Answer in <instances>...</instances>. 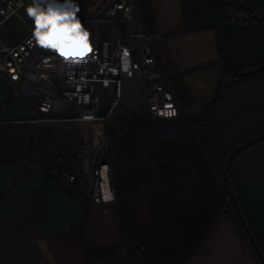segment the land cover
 Instances as JSON below:
<instances>
[{
  "label": "crops",
  "instance_id": "1",
  "mask_svg": "<svg viewBox=\"0 0 264 264\" xmlns=\"http://www.w3.org/2000/svg\"><path fill=\"white\" fill-rule=\"evenodd\" d=\"M240 1L264 10V0ZM138 3L179 105L180 89L211 92L194 114L201 119L194 131L196 140L220 182L227 163L228 177L264 250V138L232 154L235 147L264 131V72L247 77H237L238 72L224 74V62L240 71L260 64L264 29L227 22L221 0ZM221 81V96L212 102ZM29 116L28 104L11 96L0 74V264H86L85 251L115 249L121 230L99 206L49 173L38 137L24 130L31 123L9 122ZM58 126L47 124V134L39 132L51 142L62 139L73 147L71 135ZM134 253L140 264H154L136 249ZM183 264L261 262L236 216L223 211Z\"/></svg>",
  "mask_w": 264,
  "mask_h": 264
},
{
  "label": "built area",
  "instance_id": "2",
  "mask_svg": "<svg viewBox=\"0 0 264 264\" xmlns=\"http://www.w3.org/2000/svg\"><path fill=\"white\" fill-rule=\"evenodd\" d=\"M221 1L227 22L264 29L263 9L247 7L240 0ZM21 3L26 4L24 0H0V30L7 20L22 19L23 6H18ZM75 3L80 8L77 16L91 32L95 50L79 62H65L53 52L29 43L34 27L31 19L26 23V31L17 39L0 33V74L8 82L11 96L24 99L30 109L28 118L9 122L80 125L81 141L73 147L62 139L51 142L39 132L40 155L54 178L99 206L121 230L108 151L116 145L117 136L126 127L120 119L113 121L123 98V80H130L136 91V105L128 108L131 112L125 117L172 119L185 114L170 77L158 61L154 35L145 27L138 0H88L85 3L75 0ZM123 48L130 53L131 75L121 70ZM110 69H115V73ZM141 91L146 100L143 110L139 101ZM169 111H175V115L162 114ZM103 166L108 168V185L114 197L110 201L103 199L100 174ZM130 249L131 242L121 231L117 255L111 264H139Z\"/></svg>",
  "mask_w": 264,
  "mask_h": 264
},
{
  "label": "trees",
  "instance_id": "3",
  "mask_svg": "<svg viewBox=\"0 0 264 264\" xmlns=\"http://www.w3.org/2000/svg\"><path fill=\"white\" fill-rule=\"evenodd\" d=\"M239 71L224 62L225 75ZM222 82L212 102L221 96ZM120 121L126 127L108 151V161L121 231L130 240L137 262L135 249L154 264H183L218 215L228 211L236 216L243 236L264 264L261 240L228 177L227 163L220 182L196 140L194 131L201 121L198 115L172 119L123 115ZM261 138L264 131L235 147L232 154ZM116 255L117 247L104 252L85 251L86 264H111Z\"/></svg>",
  "mask_w": 264,
  "mask_h": 264
},
{
  "label": "clouds",
  "instance_id": "4",
  "mask_svg": "<svg viewBox=\"0 0 264 264\" xmlns=\"http://www.w3.org/2000/svg\"><path fill=\"white\" fill-rule=\"evenodd\" d=\"M18 6H23L22 3ZM80 11L75 0H31L25 7L27 16L33 21V34L29 43H35L41 49L48 50L65 62H79L94 53L91 32L84 27L77 13ZM121 70L129 72L130 53L123 48L120 53ZM47 63V61H46ZM115 73V69H110ZM83 79V77H81ZM109 82L104 81L105 86ZM87 100V98H85ZM107 166L102 167V194L105 201L114 197L109 189Z\"/></svg>",
  "mask_w": 264,
  "mask_h": 264
},
{
  "label": "rangeland",
  "instance_id": "5",
  "mask_svg": "<svg viewBox=\"0 0 264 264\" xmlns=\"http://www.w3.org/2000/svg\"><path fill=\"white\" fill-rule=\"evenodd\" d=\"M26 2L25 6H23L20 9V15L23 20H25V23L22 19L18 18H11L7 20L2 29L0 30V33L6 37H16L19 35H22L27 29L26 23L30 21V18L26 16L25 7L31 3V0H24ZM122 92H123V98L120 103V107L117 110L116 117L114 118V122H118V120L127 112H131L128 108H134L136 105V91L131 83L130 80H123L122 82ZM209 89H180L179 94V100H180V109L182 112L189 117L193 116L200 108V102L201 100L206 99V97L210 96ZM140 109H144L146 100L144 96V92H140ZM51 125L58 126V124L53 123ZM40 129L38 130L36 126L34 125H25L24 130L31 133L34 137H38L39 131H41L44 134H47V124H40ZM60 131L62 133H68L72 134V136H69V140L73 141V143H78L81 141V127L80 125L76 123H64L60 126H58Z\"/></svg>",
  "mask_w": 264,
  "mask_h": 264
},
{
  "label": "water",
  "instance_id": "6",
  "mask_svg": "<svg viewBox=\"0 0 264 264\" xmlns=\"http://www.w3.org/2000/svg\"><path fill=\"white\" fill-rule=\"evenodd\" d=\"M264 72V62L260 63L259 65H256L252 68L240 71L236 74L237 77H247L251 75H256Z\"/></svg>",
  "mask_w": 264,
  "mask_h": 264
},
{
  "label": "snow or ice",
  "instance_id": "7",
  "mask_svg": "<svg viewBox=\"0 0 264 264\" xmlns=\"http://www.w3.org/2000/svg\"><path fill=\"white\" fill-rule=\"evenodd\" d=\"M168 107L171 108V105H168ZM162 114H166L168 116H173V115H175V111H169L167 113H162Z\"/></svg>",
  "mask_w": 264,
  "mask_h": 264
}]
</instances>
